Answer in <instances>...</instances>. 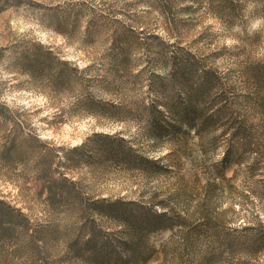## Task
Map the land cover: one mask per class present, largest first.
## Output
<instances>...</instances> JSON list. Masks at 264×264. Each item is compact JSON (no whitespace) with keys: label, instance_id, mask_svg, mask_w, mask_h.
<instances>
[{"label":"rangeland","instance_id":"1","mask_svg":"<svg viewBox=\"0 0 264 264\" xmlns=\"http://www.w3.org/2000/svg\"><path fill=\"white\" fill-rule=\"evenodd\" d=\"M262 238L264 0H0V264H264Z\"/></svg>","mask_w":264,"mask_h":264},{"label":"trees","instance_id":"2","mask_svg":"<svg viewBox=\"0 0 264 264\" xmlns=\"http://www.w3.org/2000/svg\"><path fill=\"white\" fill-rule=\"evenodd\" d=\"M191 120L192 121H196V120H202V126L201 127H204L203 126V122H204V125L207 123V120L204 118V116L202 114L199 113V111L197 110H194L191 114ZM262 243H264V238H262L261 240Z\"/></svg>","mask_w":264,"mask_h":264}]
</instances>
